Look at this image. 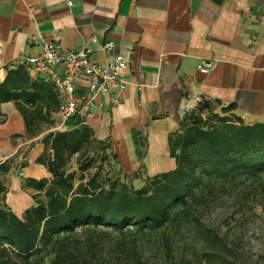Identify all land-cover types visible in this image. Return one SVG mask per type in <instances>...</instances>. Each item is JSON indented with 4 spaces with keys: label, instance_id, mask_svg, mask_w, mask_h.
<instances>
[{
    "label": "crops",
    "instance_id": "crops-1",
    "mask_svg": "<svg viewBox=\"0 0 264 264\" xmlns=\"http://www.w3.org/2000/svg\"><path fill=\"white\" fill-rule=\"evenodd\" d=\"M68 1L0 0V83L8 69L41 53L42 40L63 50L87 48L99 63L122 55L128 84L119 101L106 95L103 106L85 116L121 181L141 188L175 169L170 142L182 131L183 108L195 101L232 105L229 112L245 124L264 123V0ZM110 41L115 47L104 49ZM31 74L38 76L34 69ZM86 87L80 79L78 94ZM0 111V163L12 160L0 177L4 202L21 215L35 205L26 180L51 176L38 161L51 129L42 125L28 136L14 102L2 103ZM54 118L59 121L58 112ZM29 140L37 145H22Z\"/></svg>",
    "mask_w": 264,
    "mask_h": 264
},
{
    "label": "trees",
    "instance_id": "trees-1",
    "mask_svg": "<svg viewBox=\"0 0 264 264\" xmlns=\"http://www.w3.org/2000/svg\"><path fill=\"white\" fill-rule=\"evenodd\" d=\"M6 102L22 113L28 136L45 124L51 129L42 138L47 152L38 160L51 176L26 180L35 205L21 215L5 204L0 178V264H264V250L247 260L240 241L223 232L222 221L206 217L222 206L241 215L234 216L239 227L263 206V122L226 116L232 105L221 107L222 115H190L170 142L175 169L135 188L120 179L103 180L99 172L87 176L91 163L82 161L92 151H102L101 161H107L106 147L79 116L67 122L69 129L54 130L59 95L26 64L8 69L0 83V105ZM214 105L205 101L202 107L212 113ZM74 157L79 175L71 170ZM11 164L0 163V177Z\"/></svg>",
    "mask_w": 264,
    "mask_h": 264
},
{
    "label": "built area",
    "instance_id": "built-area-1",
    "mask_svg": "<svg viewBox=\"0 0 264 264\" xmlns=\"http://www.w3.org/2000/svg\"><path fill=\"white\" fill-rule=\"evenodd\" d=\"M72 5V1H68ZM36 35L31 36V41L37 40ZM42 51L37 56L27 59L26 65L34 69L37 77L52 82L60 98L58 113L60 119L54 130H62L67 127V122L75 117L81 118L82 124H86L85 116L93 107L103 106L102 98L111 96L113 103L119 101L121 93L127 87L125 71L128 64L122 55H118L111 63H99L92 59L91 51L87 48L77 50H63L54 42L42 40ZM114 42L110 41L104 45V49L112 50ZM200 71L208 72V63H205ZM86 80L85 91L78 94V81ZM204 102L195 101L192 106L197 109ZM189 105L185 106L181 116L189 112ZM22 145H37L35 140L24 141ZM48 154L54 158V150L50 148Z\"/></svg>",
    "mask_w": 264,
    "mask_h": 264
},
{
    "label": "rangeland",
    "instance_id": "rangeland-1",
    "mask_svg": "<svg viewBox=\"0 0 264 264\" xmlns=\"http://www.w3.org/2000/svg\"><path fill=\"white\" fill-rule=\"evenodd\" d=\"M205 102V101H204ZM204 104V103H203ZM190 110L185 115L180 117L182 128L189 122L190 115L200 113L203 116L207 117H213V114H220L222 115L221 107L218 105H214L213 112H208L206 109H204L202 106L198 107L197 109H193L192 106H189ZM226 116H229L230 118L233 117L232 112L225 113ZM45 126H47L45 124ZM48 127V126H47ZM103 155L102 151H99L97 153H92L85 158L82 163L89 162L91 163V167L86 172L87 176L95 174L96 172H99L103 178V180L111 178V179H118L117 176H115L114 173V166L111 164L108 160L107 161H101V156ZM95 158L93 161H89L90 158ZM77 157H74V160L71 162V170L75 171L77 175L80 174L79 171V164L76 162ZM130 184V181H128ZM131 185V184H130ZM133 186V185H131ZM229 205V204H228ZM222 213H225L226 218L221 220L220 216H222ZM249 215V214H248ZM241 217L239 214L232 215L230 210L226 211L225 207H218L215 209H212L210 212L206 214L207 219L211 222H215L216 224L220 223L222 221V228L223 232L226 230L231 231L230 236L231 240H239L240 244L242 246V250L244 251V256L247 260H255L264 250V200H263V206H259L256 208V214L255 215H249L247 216L248 219L246 222L239 227H234L233 225L235 223V218ZM238 224V223H237ZM231 226V227H228ZM231 229V230H230ZM51 258H46V262L50 263Z\"/></svg>",
    "mask_w": 264,
    "mask_h": 264
}]
</instances>
